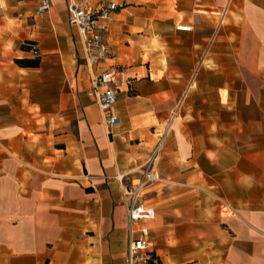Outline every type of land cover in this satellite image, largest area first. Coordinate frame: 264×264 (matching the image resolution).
<instances>
[{"label": "crops", "instance_id": "1", "mask_svg": "<svg viewBox=\"0 0 264 264\" xmlns=\"http://www.w3.org/2000/svg\"><path fill=\"white\" fill-rule=\"evenodd\" d=\"M41 1L0 0V264H125L123 183L177 107L146 188L151 248L161 264H264V0H128L94 67L68 0ZM110 63L132 83L109 131L85 90Z\"/></svg>", "mask_w": 264, "mask_h": 264}, {"label": "built area", "instance_id": "2", "mask_svg": "<svg viewBox=\"0 0 264 264\" xmlns=\"http://www.w3.org/2000/svg\"><path fill=\"white\" fill-rule=\"evenodd\" d=\"M131 5L128 0H68L69 23L77 28L81 36L83 59L87 66H98L106 59L115 57L106 35L115 14L123 11L128 17L135 15ZM47 8L48 1L43 0L38 5L37 12ZM176 29L189 31L191 26L180 22L176 25ZM32 51L38 52L36 46H32ZM131 83L132 78L115 63L106 65L90 77L85 92L97 103L102 120L109 131L113 125L120 123V118L114 110L118 93L129 91ZM178 113L177 107L165 123L164 132L151 150L149 159L135 171L137 173L135 179L123 183L122 198L127 210L125 264H161L159 256L151 248L149 227L146 225L155 217V209L145 201V194L146 188L158 180L154 161L160 151L162 138ZM125 176V174H116L115 178L123 182Z\"/></svg>", "mask_w": 264, "mask_h": 264}, {"label": "trees", "instance_id": "3", "mask_svg": "<svg viewBox=\"0 0 264 264\" xmlns=\"http://www.w3.org/2000/svg\"><path fill=\"white\" fill-rule=\"evenodd\" d=\"M36 46L35 43L33 42H27V48H29L30 50H32V46ZM37 48V46H36ZM38 50V49H37ZM17 62L20 64H28V65H37L38 64V59H28V58H22V59H17Z\"/></svg>", "mask_w": 264, "mask_h": 264}]
</instances>
